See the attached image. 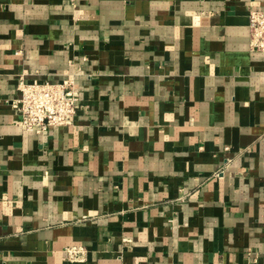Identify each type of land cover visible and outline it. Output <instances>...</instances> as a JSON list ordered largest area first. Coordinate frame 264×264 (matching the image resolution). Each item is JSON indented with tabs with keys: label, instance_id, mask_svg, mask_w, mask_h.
<instances>
[{
	"label": "crops",
	"instance_id": "0c3cea01",
	"mask_svg": "<svg viewBox=\"0 0 264 264\" xmlns=\"http://www.w3.org/2000/svg\"><path fill=\"white\" fill-rule=\"evenodd\" d=\"M251 9L0 0V264H264ZM66 79L74 122L26 130L21 80Z\"/></svg>",
	"mask_w": 264,
	"mask_h": 264
},
{
	"label": "built area",
	"instance_id": "2783aa9c",
	"mask_svg": "<svg viewBox=\"0 0 264 264\" xmlns=\"http://www.w3.org/2000/svg\"><path fill=\"white\" fill-rule=\"evenodd\" d=\"M251 48L264 51V10L249 12ZM21 96L13 106L21 116L26 130L43 132L51 126L69 125L82 108L80 92L72 80L63 82H25L19 84ZM76 254L77 250H71Z\"/></svg>",
	"mask_w": 264,
	"mask_h": 264
}]
</instances>
